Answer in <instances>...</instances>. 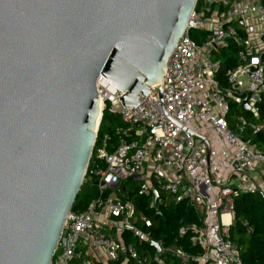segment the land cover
I'll return each mask as SVG.
<instances>
[{
  "label": "built area",
  "instance_id": "2783aa9c",
  "mask_svg": "<svg viewBox=\"0 0 264 264\" xmlns=\"http://www.w3.org/2000/svg\"><path fill=\"white\" fill-rule=\"evenodd\" d=\"M193 30L201 32V40L192 37ZM231 43L237 65L226 70L223 82L221 53ZM158 83L147 96L137 95L136 106H124L123 92L106 77L98 78L101 113L109 102L125 126L116 129L113 149L108 136L95 145V166L87 176L96 181L98 193L85 211L69 212L52 264H126L129 259L145 264L135 245L121 236L129 229L145 237L135 223L134 193L151 197L156 210L180 196L196 206L203 226L195 228L194 240L203 253L193 257L175 250L184 264L191 259L243 264L224 229L234 221L238 196L264 195V152L250 139L264 129V0H197L164 70L162 88ZM233 102L239 112L233 111L232 125ZM137 219L151 225L142 214ZM154 264L166 262L156 256Z\"/></svg>",
  "mask_w": 264,
  "mask_h": 264
},
{
  "label": "water",
  "instance_id": "95a60500",
  "mask_svg": "<svg viewBox=\"0 0 264 264\" xmlns=\"http://www.w3.org/2000/svg\"><path fill=\"white\" fill-rule=\"evenodd\" d=\"M196 1L0 0V264H52L97 143L98 78L124 106L162 88Z\"/></svg>",
  "mask_w": 264,
  "mask_h": 264
},
{
  "label": "trees",
  "instance_id": "16d2710c",
  "mask_svg": "<svg viewBox=\"0 0 264 264\" xmlns=\"http://www.w3.org/2000/svg\"><path fill=\"white\" fill-rule=\"evenodd\" d=\"M195 40H201L192 34ZM237 47L231 43L221 53L222 66L218 78L224 82V73L227 69L237 65ZM233 111L239 112L237 104L232 103V113L229 116L230 124H234ZM262 116H264V93L261 104ZM125 126L121 117L109 110V102L103 110L96 146H100L104 136L109 137V150L118 144L116 129ZM250 139L256 148L264 152V129L256 134H251ZM104 166L103 162H97ZM95 166L94 156L89 164V169ZM98 193L96 181L89 180L86 176L79 193L76 196L72 210L85 211L89 203ZM135 203V223L138 225L142 237L135 231L126 229L121 236L125 243H133L140 258L145 264H154L155 257L160 256L166 264H184L174 250H183L195 257L203 253V248L194 238L197 235L195 228L203 226V222L196 206L189 199L170 200L166 206L156 210L152 206L151 197L131 194ZM142 214L145 219L151 221L147 226L145 222L137 219ZM226 236L236 245L243 264H264V195L257 193H243L235 199L234 221L224 229ZM151 240L161 246L159 251ZM126 264H143L138 260L129 259ZM188 264H198L197 260L191 259Z\"/></svg>",
  "mask_w": 264,
  "mask_h": 264
},
{
  "label": "rangeland",
  "instance_id": "374dc122",
  "mask_svg": "<svg viewBox=\"0 0 264 264\" xmlns=\"http://www.w3.org/2000/svg\"><path fill=\"white\" fill-rule=\"evenodd\" d=\"M193 33L196 34L197 37H200L201 36V32H199L198 30H193L192 31V34ZM174 252H175V250H174Z\"/></svg>",
  "mask_w": 264,
  "mask_h": 264
},
{
  "label": "crops",
  "instance_id": "0c3cea01",
  "mask_svg": "<svg viewBox=\"0 0 264 264\" xmlns=\"http://www.w3.org/2000/svg\"><path fill=\"white\" fill-rule=\"evenodd\" d=\"M178 200V199H177ZM109 232L111 233V234H113V235H118L119 237H121L120 236V234L119 233H117L115 230H109Z\"/></svg>",
  "mask_w": 264,
  "mask_h": 264
},
{
  "label": "bare ground",
  "instance_id": "6f19581e",
  "mask_svg": "<svg viewBox=\"0 0 264 264\" xmlns=\"http://www.w3.org/2000/svg\"><path fill=\"white\" fill-rule=\"evenodd\" d=\"M107 79H108V78H107ZM100 101H101V103H102V100H101V99H100ZM101 106H102V105H101ZM100 109H101V107H100ZM225 218H228V215H226Z\"/></svg>",
  "mask_w": 264,
  "mask_h": 264
}]
</instances>
